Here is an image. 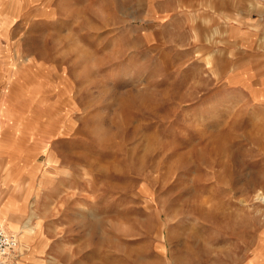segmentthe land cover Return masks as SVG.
<instances>
[{
	"label": "rangeland",
	"instance_id": "rangeland-1",
	"mask_svg": "<svg viewBox=\"0 0 264 264\" xmlns=\"http://www.w3.org/2000/svg\"><path fill=\"white\" fill-rule=\"evenodd\" d=\"M175 3L0 0V264H264V0Z\"/></svg>",
	"mask_w": 264,
	"mask_h": 264
},
{
	"label": "crops",
	"instance_id": "crops-1",
	"mask_svg": "<svg viewBox=\"0 0 264 264\" xmlns=\"http://www.w3.org/2000/svg\"><path fill=\"white\" fill-rule=\"evenodd\" d=\"M177 0H163L162 4H161V0H148V4L151 7V11L152 14L155 15L158 12H163V13H167L169 12L172 8V6L174 5V3ZM174 2V3H172ZM159 3V4H158ZM161 4V5H160ZM176 5V3H175ZM155 6H157L158 8L155 11ZM161 6H164L163 8H161ZM254 34H256L255 32H252ZM264 34V27H263V32ZM259 34H261V31L259 33H257V38H259ZM252 34L249 35H245V36H239V39H241L243 42H245L244 40H246L247 37H250ZM248 44V43H246ZM3 157V155L0 156V158ZM18 166V165H17ZM13 165L9 164V157H8V161H7V166H6V173L4 175L3 178V183L5 184L9 179H10V173L12 174V169ZM13 181L16 180V178H11ZM21 181H17L16 185H9L8 191H7V196L3 197V199L0 200V219L3 221V223H5L6 227L8 229L11 230V225H14L15 227H17L14 232L18 233L19 235V239H20V245L18 246L19 249H23L24 245L27 242V238L31 235V233H33V231L37 228L38 226V221L36 222H30V220L32 219V217L35 215L36 217H38V215L36 214L35 211H32V213L29 215L28 220L25 221L24 223H21L22 217L25 215L26 213V209H25V199H23L22 197H16V195L13 193V190L15 193L17 192H21V194L23 193V190H28L27 192L30 191L31 186L30 184V178L29 180L27 179L24 183V185H20ZM12 190V191H11ZM12 192V193H11ZM19 193H17L19 195ZM1 198V197H0ZM36 224V225H35ZM20 229V230H19ZM29 229V230H27ZM26 239V240H25Z\"/></svg>",
	"mask_w": 264,
	"mask_h": 264
},
{
	"label": "built area",
	"instance_id": "built-area-1",
	"mask_svg": "<svg viewBox=\"0 0 264 264\" xmlns=\"http://www.w3.org/2000/svg\"><path fill=\"white\" fill-rule=\"evenodd\" d=\"M18 242L17 237L8 233L0 222V259L8 257L17 248Z\"/></svg>",
	"mask_w": 264,
	"mask_h": 264
},
{
	"label": "bare ground",
	"instance_id": "bare-ground-1",
	"mask_svg": "<svg viewBox=\"0 0 264 264\" xmlns=\"http://www.w3.org/2000/svg\"><path fill=\"white\" fill-rule=\"evenodd\" d=\"M3 220V219H2ZM1 221V220H0ZM4 221V220H3ZM3 221H1V222H3ZM5 222V221H4ZM36 225V224H35ZM17 227H15L14 225H11V230L12 231H15V230H17L16 229ZM20 230V229H19ZM27 230H29V229H27ZM34 232H35V230H34ZM18 234V233H17ZM33 234V233H32Z\"/></svg>",
	"mask_w": 264,
	"mask_h": 264
}]
</instances>
